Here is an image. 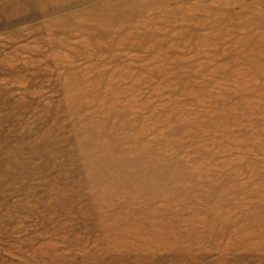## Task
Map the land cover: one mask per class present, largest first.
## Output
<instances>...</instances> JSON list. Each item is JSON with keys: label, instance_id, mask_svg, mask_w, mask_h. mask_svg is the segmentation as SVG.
<instances>
[{"label": "rangeland", "instance_id": "1", "mask_svg": "<svg viewBox=\"0 0 264 264\" xmlns=\"http://www.w3.org/2000/svg\"><path fill=\"white\" fill-rule=\"evenodd\" d=\"M0 264H264V0H0Z\"/></svg>", "mask_w": 264, "mask_h": 264}]
</instances>
